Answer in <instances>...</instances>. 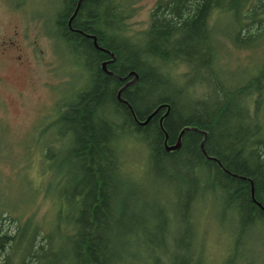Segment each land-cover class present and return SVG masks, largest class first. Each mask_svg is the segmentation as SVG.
I'll use <instances>...</instances> for the list:
<instances>
[{
  "label": "trees",
  "instance_id": "1",
  "mask_svg": "<svg viewBox=\"0 0 264 264\" xmlns=\"http://www.w3.org/2000/svg\"><path fill=\"white\" fill-rule=\"evenodd\" d=\"M249 4L160 0L131 36L133 0H61L58 30L45 33L82 80L52 106L60 132L42 147L57 172L50 214L0 206V264H206L210 197L238 243L264 226V65L230 85L213 44L230 14L236 47L263 45L264 0L244 14Z\"/></svg>",
  "mask_w": 264,
  "mask_h": 264
},
{
  "label": "rangeland",
  "instance_id": "2",
  "mask_svg": "<svg viewBox=\"0 0 264 264\" xmlns=\"http://www.w3.org/2000/svg\"><path fill=\"white\" fill-rule=\"evenodd\" d=\"M159 1L133 0L131 36L147 29ZM60 7L61 0H0V206L17 209L14 215H34L35 221L50 214L57 177L41 157L42 147L60 132L52 106L71 95L82 80L81 68L67 55V47L45 33L57 32L55 15ZM213 28L214 56L221 61L228 84L245 80L264 65L263 43L259 50L234 45L237 29L230 14H220ZM138 149L131 147L134 159H139ZM213 203L210 197L203 212L206 264H225L227 255L235 263L240 259V264L246 260L264 264V226L251 227L246 240L238 243L235 224L228 219L231 214ZM5 217L4 228L13 232L16 221Z\"/></svg>",
  "mask_w": 264,
  "mask_h": 264
},
{
  "label": "flooded vegetation",
  "instance_id": "3",
  "mask_svg": "<svg viewBox=\"0 0 264 264\" xmlns=\"http://www.w3.org/2000/svg\"><path fill=\"white\" fill-rule=\"evenodd\" d=\"M244 1H248V2H251V4H249L248 6H249V8H247V9H245V10H243L244 11V14H246V12L249 10V11H251V10H254L255 8H258V6H259V3H260V1L261 0H244ZM247 5H244L243 7H246ZM263 17H264V15H262ZM264 44V32H263V40L261 41V44ZM247 264H254V262H251V261H249V260H246L245 261ZM244 262V263H245ZM236 264H240V259H239V261H238V263L236 262Z\"/></svg>",
  "mask_w": 264,
  "mask_h": 264
},
{
  "label": "water",
  "instance_id": "4",
  "mask_svg": "<svg viewBox=\"0 0 264 264\" xmlns=\"http://www.w3.org/2000/svg\"><path fill=\"white\" fill-rule=\"evenodd\" d=\"M103 67H104V69H106V64L104 63L103 64ZM125 79V78H124ZM137 78H135V79H133L132 81H130L129 83H127L126 85H125V87L126 86H129L130 84H132L135 80H136ZM125 87H123L120 91H119V96H120V93H121V91L125 88ZM156 113V112H155ZM154 113V114H155ZM153 114V115H154ZM152 115V116H153ZM152 116H150L146 121H144L142 124H146L151 118H152ZM184 132V130L181 132V135H182V133ZM206 136V135H205ZM180 141H181V139H180V137H179V140H178V142H177V144H175V145H172V146H168L167 147V149L169 150V151H174V150H176V149H178L179 147H180Z\"/></svg>",
  "mask_w": 264,
  "mask_h": 264
}]
</instances>
